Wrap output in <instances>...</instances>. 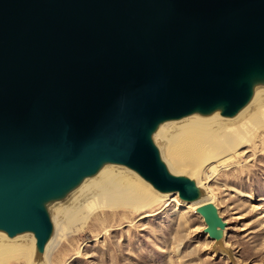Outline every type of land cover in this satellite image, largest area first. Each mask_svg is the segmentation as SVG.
Wrapping results in <instances>:
<instances>
[{
  "label": "water",
  "instance_id": "obj_1",
  "mask_svg": "<svg viewBox=\"0 0 264 264\" xmlns=\"http://www.w3.org/2000/svg\"><path fill=\"white\" fill-rule=\"evenodd\" d=\"M261 83L264 0H0V232L31 234L40 254L45 204L103 164L198 200L151 134L193 113L232 117ZM194 212L220 244L216 207Z\"/></svg>",
  "mask_w": 264,
  "mask_h": 264
},
{
  "label": "rangeland",
  "instance_id": "obj_2",
  "mask_svg": "<svg viewBox=\"0 0 264 264\" xmlns=\"http://www.w3.org/2000/svg\"><path fill=\"white\" fill-rule=\"evenodd\" d=\"M255 125L256 131L240 134L243 142L222 164L209 163L215 174L208 186L225 223L227 254L212 248L201 218L173 198L147 207L146 200L143 206L106 201L90 205L78 229L61 233L50 264H264V124ZM26 262L21 250L0 254V264Z\"/></svg>",
  "mask_w": 264,
  "mask_h": 264
},
{
  "label": "bare ground",
  "instance_id": "obj_3",
  "mask_svg": "<svg viewBox=\"0 0 264 264\" xmlns=\"http://www.w3.org/2000/svg\"><path fill=\"white\" fill-rule=\"evenodd\" d=\"M218 112L219 110H214L206 115L193 113L180 120L163 122L151 134V140L168 172L187 176L202 191L198 200L181 202L175 194L155 192L135 173L124 167L103 164L95 174L82 179L61 200L45 204L52 232L40 254L35 253L31 234L23 233L8 238L1 232L0 254L21 250L26 254V264H50V256L61 233L78 229V219L96 202L120 201L143 206L146 200L147 207L155 199L166 201L173 198L175 206L184 205L191 212L205 203L213 204L208 183L215 174V166H209V163H221L224 155H232L230 152L243 142L241 133L256 131L258 126L255 124L258 121L264 124V83L253 85L248 103L234 116L221 117ZM206 168L207 171L204 172ZM220 244L214 243L213 246Z\"/></svg>",
  "mask_w": 264,
  "mask_h": 264
}]
</instances>
